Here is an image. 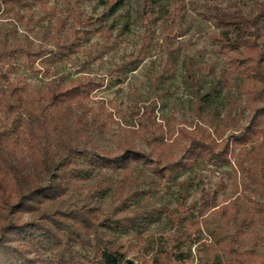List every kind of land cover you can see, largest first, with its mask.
Segmentation results:
<instances>
[{
	"label": "trees",
	"instance_id": "obj_1",
	"mask_svg": "<svg viewBox=\"0 0 264 264\" xmlns=\"http://www.w3.org/2000/svg\"><path fill=\"white\" fill-rule=\"evenodd\" d=\"M42 1L46 7L48 0ZM61 1L67 5L73 22L68 28L67 19L57 20L53 37L48 38L55 52L42 45L33 49L28 44L23 47L0 43V117L4 130L0 133V264H136L112 237L141 236L162 214L174 223L193 208L186 207L191 184L185 181L179 183L184 191L179 194L182 211L176 212L177 220L166 208L145 204V193L138 190L137 182L138 175L145 176L147 171L159 187L167 183L174 186L181 176L204 167L235 168L264 185V0H248L252 5L248 13L236 3L227 8L191 3L196 15L215 27L211 41L226 57V69L214 72L188 59L185 80L192 88L198 123L192 129H177L182 143L175 153L174 146L165 139L163 124L157 123V101L144 106L142 115L135 113L139 127L127 141L117 139L113 152L95 144L92 128L108 130V120L112 121L110 114H104V107L100 109L102 114L89 105L92 96L106 86L105 77L70 80L60 76L35 92L11 81L20 58L31 71L41 75L46 71H40L38 63L46 65L78 54L84 43L95 36L111 38L115 27L104 24L127 0H105L107 9L98 18L81 12L84 0ZM165 1L145 0L138 16L144 26L142 46L136 53L124 56L123 62L109 71L110 76L126 78L137 71L147 59L154 29L160 26L162 68L150 82L157 86L172 80L177 72L183 30L181 16L178 21L169 17ZM26 2L0 0V12H12L23 19L18 8L25 7ZM28 14L33 19L31 8ZM126 29L124 26L122 31ZM207 74L216 76L215 85H206ZM235 79L244 103L228 101L226 116L221 120L213 107L216 93L218 88L230 89ZM234 107H241L236 118L231 117ZM245 113L246 124L240 125ZM91 115L93 122L89 120ZM231 123L237 128L225 138L222 127ZM134 137L144 140L150 150L148 155L138 150ZM236 151L242 160L235 164L232 156ZM95 171V186L85 185L86 175ZM116 177L118 181L111 182ZM112 184L115 205L102 214L90 200L103 199ZM220 189L202 194L199 217L203 220L208 213L234 214L226 221L228 231L214 230L216 247H207L210 254L201 257L199 264H264V248L254 245L249 249L244 242L243 228L251 222L246 224L240 210L222 207L218 211ZM249 201L252 212L264 214V202H256L251 196ZM178 248L161 252L155 264H162L165 257L174 264H186L192 257L191 247L188 252Z\"/></svg>",
	"mask_w": 264,
	"mask_h": 264
},
{
	"label": "rangeland",
	"instance_id": "obj_2",
	"mask_svg": "<svg viewBox=\"0 0 264 264\" xmlns=\"http://www.w3.org/2000/svg\"><path fill=\"white\" fill-rule=\"evenodd\" d=\"M104 1L84 0L81 12L87 17L98 18L107 9ZM144 2L145 0H127L126 5L104 24L115 27L111 38L95 36L91 41L84 43L82 51L78 54H72L68 58H56V61L46 65H42V62L38 63L37 68L40 71H46V73L36 75L29 69L25 60L20 58L11 81L35 92L42 90L48 82L56 81L60 76H67L70 80L85 76L105 77L106 86L92 96L89 105L96 112L110 114L112 121L108 120V130L100 131L98 128L91 127L93 130L90 133L95 136L93 140L95 144L113 152L117 139L127 141L126 139L131 136L132 131L139 127L136 124L135 113L140 112L142 115L144 110L141 109L144 106H149L152 102L157 101V123L163 124L166 130L165 139L174 146V153L177 152V148L182 143V140L177 137V129H192L191 127L198 123L193 109L195 98L192 88L185 80L188 59L192 58L199 64L211 68L214 72L226 69L224 64L226 57L218 53L211 41V35L216 33L215 27L197 16L191 8V3L200 7L216 5L221 8H227L231 3H236L238 6H242L246 13L252 10V5L248 0L165 1L169 17L177 20V17L181 16L183 35L180 36L179 41L182 43V48L177 59V72L172 80L154 86L150 79L155 78L162 68L161 61L164 56L160 26L154 29L147 59L137 71L130 73L126 78L109 75V71L114 70V67L123 62L124 56L136 53L142 46L144 26L140 24L138 16ZM45 5L46 7L43 6L42 0H27L25 7L18 8L20 14L24 16L23 19L17 18L12 12L2 10L0 12V43L23 47L28 44L33 49L42 45L55 52L57 49L53 47L48 38L53 37V28L57 20L67 19L69 28L73 17L67 10L64 1L48 0ZM29 8H31L33 19L29 17ZM124 26H127L125 32L122 31ZM204 80L207 86L217 83L216 76L211 74L205 75ZM238 86L239 82L235 79L230 89L218 88L213 107L220 113L221 120L226 116L228 101L241 102L243 105L244 99L238 92ZM101 107H104L103 112L100 111ZM240 112L241 107H234L231 117L236 118ZM246 116L247 113L239 120L240 125L246 124ZM89 120L93 122L94 116L91 115ZM1 121L0 117V133L4 131ZM236 128L234 123L222 127L224 137H230ZM134 140L138 150L148 155L150 150L144 140L137 137H134ZM241 160L239 152L236 151L232 156V163L236 164ZM97 173L95 171L87 174L88 180L85 185L95 186ZM138 176L140 181L137 182V187L139 191L145 193L143 198L145 204L156 209L164 207L173 212L172 216L174 220H177L176 212L182 211L179 194L184 191L179 183L185 181L191 184L187 189L186 207L193 206V208L191 211H186L182 218L174 223L170 221L168 215L162 214L160 220L150 225L149 230L141 236L120 234L112 237L114 242L122 245L126 256L134 263L155 264V259L164 250L171 252L173 248L179 247L178 250L188 252L191 247L192 257L186 264H199L201 257L210 254L207 247H216L214 230L222 228L224 232L228 231L226 221L231 220L234 214L231 212L208 213L203 220L198 215L197 209L200 206L202 194L212 193L216 189H220L221 186H224V189L219 190L218 211L222 210V207L240 210V216L246 221V224L251 222L249 226L243 228L244 242L247 248L250 249L254 245L264 248V214L252 212V204L249 201L251 196L252 200L256 202H264V185L255 183L254 179L247 177L245 172L238 169L235 171V168L216 170L204 167L181 176L174 186H169L167 183L161 187L151 181L149 171L145 176ZM115 181H118L117 177L111 182ZM113 186L114 184L107 190L103 199L95 197L90 200V203L96 206L102 214L115 205L112 196ZM203 221H206V224ZM185 241H188L189 244L184 245ZM162 264H174V262L171 258L165 257Z\"/></svg>",
	"mask_w": 264,
	"mask_h": 264
}]
</instances>
